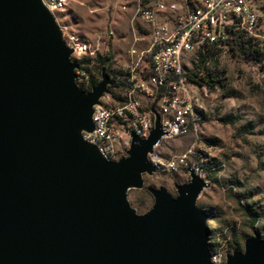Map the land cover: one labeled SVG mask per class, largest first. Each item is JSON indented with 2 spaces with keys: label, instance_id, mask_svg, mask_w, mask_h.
I'll return each mask as SVG.
<instances>
[{
  "label": "clouds",
  "instance_id": "obj_1",
  "mask_svg": "<svg viewBox=\"0 0 264 264\" xmlns=\"http://www.w3.org/2000/svg\"><path fill=\"white\" fill-rule=\"evenodd\" d=\"M38 4L91 97L81 143L110 164L143 153L127 210L144 218L161 190L175 202L192 189L207 264L264 242V0Z\"/></svg>",
  "mask_w": 264,
  "mask_h": 264
},
{
  "label": "water",
  "instance_id": "obj_2",
  "mask_svg": "<svg viewBox=\"0 0 264 264\" xmlns=\"http://www.w3.org/2000/svg\"><path fill=\"white\" fill-rule=\"evenodd\" d=\"M65 57L38 0H0V264H207L192 189L135 218L122 193L143 153L110 164L81 143L91 97ZM246 247L229 264H264V242Z\"/></svg>",
  "mask_w": 264,
  "mask_h": 264
},
{
  "label": "built area",
  "instance_id": "obj_3",
  "mask_svg": "<svg viewBox=\"0 0 264 264\" xmlns=\"http://www.w3.org/2000/svg\"><path fill=\"white\" fill-rule=\"evenodd\" d=\"M206 24H209V27H213L208 21H205Z\"/></svg>",
  "mask_w": 264,
  "mask_h": 264
}]
</instances>
